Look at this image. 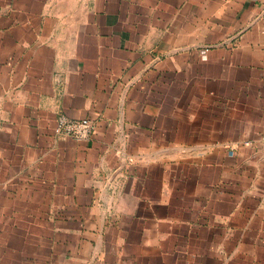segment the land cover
Instances as JSON below:
<instances>
[{
    "label": "crops",
    "instance_id": "obj_1",
    "mask_svg": "<svg viewBox=\"0 0 264 264\" xmlns=\"http://www.w3.org/2000/svg\"><path fill=\"white\" fill-rule=\"evenodd\" d=\"M0 264H264V0H0Z\"/></svg>",
    "mask_w": 264,
    "mask_h": 264
},
{
    "label": "built area",
    "instance_id": "obj_2",
    "mask_svg": "<svg viewBox=\"0 0 264 264\" xmlns=\"http://www.w3.org/2000/svg\"><path fill=\"white\" fill-rule=\"evenodd\" d=\"M56 132L65 138L76 141H89L96 132V124L90 118L75 119L60 115L57 119Z\"/></svg>",
    "mask_w": 264,
    "mask_h": 264
}]
</instances>
